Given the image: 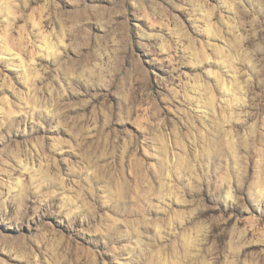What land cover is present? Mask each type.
Listing matches in <instances>:
<instances>
[{
	"label": "rangeland",
	"instance_id": "obj_1",
	"mask_svg": "<svg viewBox=\"0 0 264 264\" xmlns=\"http://www.w3.org/2000/svg\"><path fill=\"white\" fill-rule=\"evenodd\" d=\"M0 264H264V0H0Z\"/></svg>",
	"mask_w": 264,
	"mask_h": 264
}]
</instances>
